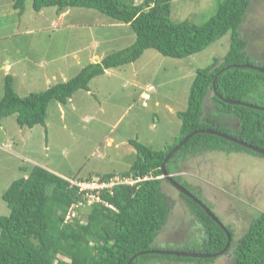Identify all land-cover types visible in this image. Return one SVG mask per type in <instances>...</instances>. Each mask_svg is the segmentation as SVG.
Returning <instances> with one entry per match:
<instances>
[{
  "label": "trees",
  "instance_id": "trees-1",
  "mask_svg": "<svg viewBox=\"0 0 264 264\" xmlns=\"http://www.w3.org/2000/svg\"><path fill=\"white\" fill-rule=\"evenodd\" d=\"M171 1L31 0L35 12L50 7L56 8L57 13L68 8L97 10L115 23L129 25L135 39L100 62L83 67L75 77L25 97L15 93L13 77L7 74L0 99V120L15 115L20 127L44 126L51 102L65 105L77 91L89 93L92 79L109 69L136 61L147 49L165 57L184 59L226 35H229V48L222 58L215 57L210 65L196 70L187 107L176 114L180 120L179 136L172 145L152 150L130 139L127 142L135 151V159L119 175L109 172L73 177L69 181L33 165L25 178L13 181L2 195L9 214L0 216V264H127L132 257L130 264H147L149 259L160 258L150 251L155 250L154 240L168 220L169 207L161 185L166 183L173 188L162 176L161 165L185 137L192 134L165 162V172L202 204L198 193L174 176L180 169L179 160L207 158L216 153H248L264 158V154L259 153L264 152V108L248 100L254 93H264V73L258 70H264V63L250 62L247 42L240 31L251 6L250 0L217 1L213 15L201 25L188 20L172 21ZM24 2L14 0L12 4L20 16ZM30 67L35 71L36 66L32 67L31 62ZM224 100L242 104H229ZM206 131L220 133L259 151ZM127 177L141 181L132 186L103 189L98 194L99 201L90 204L86 197L89 191L79 192L76 184L94 179L109 183L114 178ZM177 192L197 218L205 237L197 248H170L172 252L216 255L223 250L229 236L224 254L231 253V264H264V212L254 213L246 231L234 242L230 226L223 225L213 214L223 225L219 227L198 204ZM74 204L80 205L75 217L66 220ZM83 216L84 224L81 223ZM169 258L206 264L219 257L197 259L173 255Z\"/></svg>",
  "mask_w": 264,
  "mask_h": 264
},
{
  "label": "rangeland",
  "instance_id": "rangeland-1",
  "mask_svg": "<svg viewBox=\"0 0 264 264\" xmlns=\"http://www.w3.org/2000/svg\"><path fill=\"white\" fill-rule=\"evenodd\" d=\"M217 1L172 0L170 17L174 22L188 20L201 25L213 15ZM13 2L0 0V50L5 48L0 52V62L5 58L17 60L20 55L37 62L32 74L28 58L19 62L23 68L14 66L8 73L20 97L75 77L92 63L91 55L102 59L135 39L129 25L115 23L97 10L68 8L66 16L58 19L56 8L35 12L31 0H25L20 16L11 6ZM250 2L241 36L247 42L250 62L264 63V0ZM228 48L229 35L184 59L147 49L136 61L92 79L89 93L77 91L65 105L51 102L44 126L20 127L15 115L1 119L0 216L9 214L2 201L3 193L13 181L25 178L33 165L69 181L109 172L119 175L135 159V151L127 142L130 139L152 150L172 145L179 136L176 114L187 107L196 70L210 65L215 57L222 58ZM4 68H0V99L7 75ZM248 100L264 108V93H254ZM203 158L179 160L180 169L174 176L198 193L223 225L233 229L235 242L246 231L254 213L264 212V158L248 153H216ZM161 187L169 214L154 246L167 248L166 244L174 241L172 249L197 248L205 235L196 226L194 216L174 187L166 183ZM81 220L84 224L85 216ZM158 260L166 264H198L166 256L148 262ZM231 260L229 253L206 264H231Z\"/></svg>",
  "mask_w": 264,
  "mask_h": 264
},
{
  "label": "water",
  "instance_id": "water-1",
  "mask_svg": "<svg viewBox=\"0 0 264 264\" xmlns=\"http://www.w3.org/2000/svg\"><path fill=\"white\" fill-rule=\"evenodd\" d=\"M248 67H251V66H248ZM260 70L261 72L264 73V70L263 69H258ZM226 103H229V104H242V103H239V102H236V101H230V100H224ZM246 106H249L251 107L250 105H247V104H244ZM207 133H210V134H214V135H218L220 137H224L232 142H235L239 145H243L244 147H247V148H250L254 151H259L257 150L256 148L250 146V145H247L246 143H243L241 141H238V140H235L233 138H230V137H227L225 135H222L220 133H217V132H213V131H206ZM192 135V134H191ZM191 135H188L187 137H185L165 158H164V161L161 165V171H162V176L177 190L179 191L180 193H182L183 195H185L186 197L190 198L192 201H194L196 204H198L204 211L205 213L211 218L213 219V221L221 228H223V225L218 221V219L213 215V213L206 208V206L204 204H202L198 199H196L192 194H190L188 191H186L185 189H183L179 184H177L171 176H169L166 172H165V168H164V165H165V162L191 137ZM259 153L261 154H264L263 151H259ZM229 242H230V239H229V236H228V239H227V243L225 245V247L223 248V250L219 253H217L216 255H207V254H197V253H190V252H182V251H176V252H158V251H155L156 253H163V254H170V255H174V256H183V257H188V258H197V259H202V258H211V257H214V256H219L221 255L224 251H226L228 245H229ZM134 257H132L127 264H130L131 261L133 260Z\"/></svg>",
  "mask_w": 264,
  "mask_h": 264
},
{
  "label": "built area",
  "instance_id": "built-area-1",
  "mask_svg": "<svg viewBox=\"0 0 264 264\" xmlns=\"http://www.w3.org/2000/svg\"><path fill=\"white\" fill-rule=\"evenodd\" d=\"M146 99H149V96L146 97ZM140 181L141 179H138V178L133 179L132 177H127V178H114L109 183H102L95 179L89 183L81 182V183H76V184L79 188V192L89 191V193L86 194V197L88 199L87 202L90 204L94 201H99L98 194L103 189L112 188L114 186H120V185H131L132 186L135 183H138ZM79 206L80 205L74 204L71 206V208H69L67 212L66 220H69L70 218L75 217V211Z\"/></svg>",
  "mask_w": 264,
  "mask_h": 264
},
{
  "label": "crops",
  "instance_id": "crops-1",
  "mask_svg": "<svg viewBox=\"0 0 264 264\" xmlns=\"http://www.w3.org/2000/svg\"><path fill=\"white\" fill-rule=\"evenodd\" d=\"M13 4V3H12ZM12 6V5H11ZM41 12V11H40ZM66 14H67V11H62V12H60V13H55V16L58 18V19H60V18H63L64 16H66ZM55 22V21H54ZM52 23H53V21H52ZM61 25H63L62 24V22H61ZM62 28V27H61ZM99 31H100V29H98ZM101 32V31H100ZM99 32V33H100ZM14 35V33L12 34V36ZM98 37H99V35L98 34H96ZM74 36V34H72L71 35V37H73ZM3 51H5V48H2L1 50H0V52H3ZM27 58H28V61H27V67L29 68V71H30V73L32 74V72H34V70H33V68L31 69V67H30V62H31V64H32V67L33 66H37V62L36 61H34V60H32V59H30V57H28L27 55H23V56H21L20 55V57L17 59V60H14V61H10V60H8L7 58H5V59H3V60H1V62H0V68L1 69H3L4 67H6V69L4 68V73H6V74H8V73H10L11 71H12V69H13V67L14 66H17L16 68H23V65H22V63H19V62H25V60H27ZM90 61L92 62V63H96V62H100L101 61V56H99V55H96V54H93V55H91L90 56ZM51 63H54V61L52 60V62ZM48 68V67H47ZM26 74V72H22V75H25ZM12 76V75H11ZM55 76V75H54ZM53 75H52V77H54ZM13 77V76H12ZM66 81V80H65ZM25 84V82H23L22 81V85H24ZM145 105V104H144Z\"/></svg>",
  "mask_w": 264,
  "mask_h": 264
},
{
  "label": "flooded vegetation",
  "instance_id": "flooded-vegetation-1",
  "mask_svg": "<svg viewBox=\"0 0 264 264\" xmlns=\"http://www.w3.org/2000/svg\"><path fill=\"white\" fill-rule=\"evenodd\" d=\"M195 218V223H196V226H198L197 225V218L196 217H194ZM171 243H172V245L174 244V241L172 242V241H170ZM171 243H167L166 245L168 246L167 248H156L155 246V250H151L150 252H151V254H153V255H159V256H157V257H161V256H167V257H169V256H173V255H170V254H163V253H156L155 251H158V252H172V249H170L171 248ZM154 245V244H153ZM164 246V245H163ZM165 247V246H164ZM170 247V248H169ZM152 251H154V252H152ZM224 254V252L221 254V255H223ZM221 255H219L218 257H220ZM156 258V257H155ZM156 260V259H155ZM147 264H166L165 262H162V261H154V262H151V263H149V262H146Z\"/></svg>",
  "mask_w": 264,
  "mask_h": 264
},
{
  "label": "clouds",
  "instance_id": "clouds-1",
  "mask_svg": "<svg viewBox=\"0 0 264 264\" xmlns=\"http://www.w3.org/2000/svg\"><path fill=\"white\" fill-rule=\"evenodd\" d=\"M148 89H150V88H148ZM150 91H151V89H150ZM146 100H148V99H146ZM95 180V179H94ZM81 223H82V220H81Z\"/></svg>",
  "mask_w": 264,
  "mask_h": 264
}]
</instances>
